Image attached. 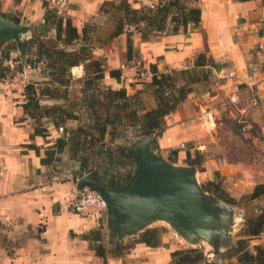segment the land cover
Wrapping results in <instances>:
<instances>
[{
    "label": "crops",
    "instance_id": "obj_1",
    "mask_svg": "<svg viewBox=\"0 0 264 264\" xmlns=\"http://www.w3.org/2000/svg\"><path fill=\"white\" fill-rule=\"evenodd\" d=\"M104 1L0 0V13L10 20L16 18L18 23L29 25L30 30L23 37L29 40L31 35L38 32L36 27L44 21V2L49 7H55L59 14L70 17L72 24L80 30L85 21L98 14L99 6ZM131 3L138 7L142 2L133 0ZM199 5L201 22L198 28L189 26L187 32L163 34L151 41H143L140 34L135 32L132 35L134 48L130 59H127L125 34L109 41H117L118 48H94L91 53L105 59L107 71L103 83L114 89L124 88L127 93L142 89L150 82L151 64L162 72L191 68L196 54L206 53L207 67L213 63L216 69L213 75L214 90L197 91L200 84L195 83L186 99L165 116L167 127L156 138L163 156L167 151L177 150V161H171L176 165L193 164L185 162L186 151L178 150V145L182 142L197 144L195 148L199 147L205 159L201 164L203 168L196 169V176L198 173L200 179L212 181L216 173L227 177L233 171H229L228 167L237 169L243 166L240 156L244 153L240 151L245 147L258 149L248 142L245 146L239 144L238 148L233 149L236 157L227 159L223 154L218 155L225 144L217 134L221 123L218 121L221 116L220 101L232 96L237 99L233 104L237 121H245L249 127L251 121L257 122L264 131V103H260L264 98V86L260 82L264 80V62L260 70L258 63L252 60L257 58L264 61V48L261 51L251 48L255 38L250 29L255 27L254 18L260 11L256 0H200ZM46 34L54 36V30ZM8 41L13 40L0 42V64L11 68L17 64L20 50L4 48V43ZM32 50L36 51L34 48ZM6 52L8 59L3 58ZM40 65L30 74V78L38 83L48 80ZM110 69L121 70L118 80L110 76ZM70 71L73 80L71 86L80 87L84 77L83 66H73ZM253 95L257 96L255 101H259V105H253ZM143 98L147 107L154 105L149 91L143 94ZM62 102V99L39 100L43 107ZM24 103L25 96L21 90L11 89L0 80V264H103L102 258L95 254L91 246L92 241L84 239L82 235L102 224L106 230L105 240L111 239L107 235L106 218L97 222L77 215L68 208L70 200L78 192L79 181L90 179L88 172L79 174V162L71 157L68 145L57 155L53 164L41 162L45 149L55 143L61 132L47 116L38 121L30 117L23 108ZM71 123L68 121L66 125ZM37 124L48 130L46 137L35 134ZM131 131H126L128 138ZM225 133L228 130L225 129ZM121 140L110 143L108 136L105 137L107 145H120ZM28 144H33L36 149ZM252 160L254 164L255 159ZM249 182L251 184L247 186L242 177L223 180L227 191L234 196L251 191L256 182L254 179ZM126 238L124 236L120 240L126 243ZM261 243H264V231L249 240V247L253 249ZM129 246L122 256L107 257L106 264H166L171 260V252L180 247V240L169 231L161 235L155 247L138 240Z\"/></svg>",
    "mask_w": 264,
    "mask_h": 264
},
{
    "label": "trees",
    "instance_id": "obj_2",
    "mask_svg": "<svg viewBox=\"0 0 264 264\" xmlns=\"http://www.w3.org/2000/svg\"><path fill=\"white\" fill-rule=\"evenodd\" d=\"M199 1L155 0L149 5L140 4L135 7L128 0H106L98 9L99 13L107 15L111 27L105 38L98 33V26L85 22L79 30L72 24L70 17L59 14L55 7H49L44 2V21L36 27L38 32L28 40L29 48L31 43L37 45L36 51L31 55L34 59L28 58V54H20L19 64L16 66V70H21V60L31 67H36V63L42 62L44 72L48 76L47 81L32 82L25 87L23 104L25 112L30 117L38 121L41 117L47 116L54 127L61 132L55 143L45 149V157L41 159L43 164H53L58 158L57 155L68 145L71 149V157L79 162V174L88 172L91 180L116 191L123 190L130 184L136 169L133 175L128 171L124 174H108L89 169L87 155L95 152L102 156H110V152L105 148L106 135L108 142L113 143L116 139H125L128 129L134 131L136 138L163 131L167 127L165 116L186 99L193 91L195 83L207 79L206 53L196 54L191 68L162 72L151 64L150 82L142 89L127 93L124 88L114 89L103 83L104 73L107 71L104 58L93 57L89 50L73 45L94 44L92 39L103 44L125 34L127 59H130L134 48L132 35L135 32L140 34L143 41H151L163 34L187 32L189 26L198 28L201 22ZM12 20L19 22L16 18ZM51 29L54 30V36H47L46 33ZM3 58H9L8 52L3 53ZM76 65L83 66L84 77L80 87L75 88L73 99L69 90L73 81L70 69ZM5 70L6 66L0 64V80L4 77ZM109 74L118 80L121 70L110 69ZM147 91L154 100V105L150 108L143 98V94ZM42 98L62 99L63 102L43 107L39 103ZM75 107H78V110H75ZM81 108H84L82 115L79 112ZM68 121H80V124L68 128L66 126ZM34 132L45 137L48 135V130L41 124H37ZM28 146L36 149L33 144ZM119 149L125 148L122 146ZM176 153L177 150H171V156ZM133 158L136 161L134 153ZM168 158L173 159V157ZM203 189L226 202L234 199L222 190L218 182L209 181ZM262 194H264V184H258L249 196L253 199ZM246 228L248 238L256 237L264 231V208L257 216L246 219ZM105 236L106 230L102 224H99L97 229L89 230L82 235L84 239L92 241L91 246L95 254L102 258L103 264H106L107 257H120L130 247L120 239L106 241ZM138 241L151 247L159 244L154 228L140 232ZM226 253L228 255H224L225 257L235 258V261L229 264H264V243L255 245L252 249L247 238L239 239L235 247L229 248ZM170 256L171 260L166 264H220L218 260L221 258L208 260L201 247L179 248L172 251Z\"/></svg>",
    "mask_w": 264,
    "mask_h": 264
},
{
    "label": "water",
    "instance_id": "obj_3",
    "mask_svg": "<svg viewBox=\"0 0 264 264\" xmlns=\"http://www.w3.org/2000/svg\"><path fill=\"white\" fill-rule=\"evenodd\" d=\"M28 30L29 25L14 22L0 13V42L13 40L22 52L28 43L23 38ZM93 48L92 44L80 45V49ZM132 151L137 166L125 189L116 191L88 178L79 181L78 190H95L107 202L109 238L122 239L140 233L150 221L163 219L187 241L197 242L202 237L213 248L235 247L230 236L232 227L225 229L231 225V206L198 184L194 165H176L166 160L159 151L156 135L139 138ZM218 251L216 248L213 252Z\"/></svg>",
    "mask_w": 264,
    "mask_h": 264
},
{
    "label": "rangeland",
    "instance_id": "obj_4",
    "mask_svg": "<svg viewBox=\"0 0 264 264\" xmlns=\"http://www.w3.org/2000/svg\"><path fill=\"white\" fill-rule=\"evenodd\" d=\"M155 0H141L142 3L140 4H145V5H149L152 2H154ZM257 1V7L260 8L259 13H257V15L254 18V22L255 27L251 28L250 30H252V35L254 36V41L252 43L251 48H253L255 51H261L262 48H264V0H256ZM116 2V1H115ZM131 2H133V0H131ZM140 6V5H139ZM89 24H94L95 26L99 27V31L98 33L101 34L102 38H105V36L108 34V32L110 31L111 27H110V23L108 22V17L107 15L105 16L104 14H101L98 12L97 15L92 16L91 18H89L87 21ZM84 22V23H85ZM83 23V24H84ZM82 27V26H81ZM25 36V35H24ZM32 37V35H31ZM30 37V38H31ZM29 38V39H30ZM116 38V37H115ZM112 40V39H110ZM110 40L106 41L103 44H100V42L98 43L96 40L92 39V41L94 42V48H103V47H108V48H118L117 45V41L114 42H109ZM9 43H4V48H20V45H18L16 42L14 43V41H8ZM74 47H79L80 45L78 44H74ZM32 48H34V50L37 48L36 43L32 44L31 43V47L29 48L28 46L25 48L24 51H20V54H28V58L30 59H34V57L32 58ZM93 48V49H94ZM89 50L91 52L92 49H86ZM256 54H254V58H256ZM37 56V55H36ZM93 57H98L100 59H103L102 56H96L93 55ZM254 61H256L258 63L257 68H259L260 70L263 69V63L264 61H260L257 58L256 59H252ZM20 62V61H19ZM21 65L22 67L26 64V62L24 60H21ZM19 63L17 62V64L14 67H6V70L4 72V77L1 79L3 80L6 84H8L9 87H11V89L14 87H12V83L11 82V78L13 76V71H17L16 70V66ZM41 64V65H40ZM36 63V67L35 68H39V65L42 67H44V64L42 63ZM37 68V69H38ZM206 73H207V79L205 81H199L198 84H200V86L197 88V91H202V89H209V91H213L215 88V84L213 80V75H215V67L214 64H210L209 67H207L206 69ZM10 78V79H9ZM263 80V79H262ZM34 82V80L31 79V83ZM261 82V80H260ZM73 83V82H72ZM102 84V83H99ZM204 84V85H203ZM101 86V85H100ZM214 86V88H213ZM15 90H19L18 87H15ZM69 90L71 91L72 94V98L74 99L75 95H74V90L75 87L72 85L71 89L69 88ZM77 96V95H76ZM225 98V97H224ZM222 99L220 101V103H222V105L220 106V111H221V116H219L218 121L221 122L219 124V131L217 136L219 135V137H221V140L223 141V143L225 144L224 149L219 151L220 154L218 155H225V157L227 159L232 160L234 157H236V151H234L233 149H235V147L239 146V144H243L245 146V144L248 142L250 144L251 147H255L258 149H253L251 150L248 149L247 147H245V150H241L240 152L243 154L242 156H240V161L243 163V166H241L240 168L237 169H233L232 167H228V170H233L231 172L228 173V176L226 177V175H219V174H214V178L212 181L214 182H218L220 187L222 188V190L224 192H226V194H228L229 196H232L234 199L231 202H227L229 203V205L231 206V225L228 224L226 225L225 229H229L230 226L232 227V231L230 233L231 238L234 240L235 245L237 243V241L239 239H243V238H247L248 243L249 240L254 238H248V236L246 235V219L247 218H253L255 216H257L258 214L261 213V210L264 208V194L256 197V198H250V193L254 190L255 186L258 184H264V131L263 129L260 127V125L257 122H253L251 121V125L249 127V125L247 126L248 123H246L245 121H237V117H235V108L233 106L234 102H237V99H235L234 101H231L230 97L226 98V99ZM71 99V100H73ZM257 99L256 95L252 96V103L253 105H259V101L256 102L255 100ZM264 103V98L263 101H260V103ZM264 105V104H263ZM68 108V107H67ZM75 110H78V107L74 108ZM84 111V108L79 109L80 115H82V112ZM238 113V111H237ZM240 114V113H239ZM84 116V115H83ZM263 116V115H262ZM206 118V117H205ZM264 119V117H263ZM80 124V121L76 122V121H72L71 125H66L68 128H74L76 126H78ZM246 126L245 130H242V127ZM264 126V125H263ZM225 129L228 130V133H225ZM248 134L243 135L242 133L248 132ZM221 133V134H220ZM153 135H159L158 134H153ZM139 138H136L134 131H131V135H129V138L127 137V133H126V138L121 140L120 145L119 144H110V145H105L106 151L110 152V156H102L99 153H89L87 155V159H88V165L92 168V169H96L99 170L100 172H104V173H108V174H124L126 171H128L130 174H132L134 172V170L136 169L137 163L133 158V151L130 152V150H134V144L135 142L138 140ZM132 140V142L127 145L129 143V141ZM184 143L183 146H181V144ZM178 145V150H185L186 151V158L184 159L185 162L187 163H193L191 165H195L197 171L201 170L203 167L201 166V164L203 163L205 157L204 154L200 151L199 147L195 148V146H198L197 144H195L194 142H182ZM104 145V144H103ZM124 147L125 149H119V147ZM124 151V152H123ZM160 151V150H159ZM161 153V152H160ZM163 156V155H162ZM166 160H168L169 162L171 161H177V153L176 155H172L171 156V150L167 151L165 153V156H163ZM168 157H173L172 160H170ZM255 159V163H252V159ZM190 165V164H187ZM63 176H60V178H62ZM230 177L231 180L235 179V177H242L245 182L246 185L249 186L251 183L249 182V180H253L256 182L255 186H253V188L251 189V191L249 192H243L240 193L238 196H234L233 194H231L230 191H227V188L224 183L223 180L224 179H228ZM196 180L198 182V184L203 188L205 185H207V183L210 181H205L203 179H200L198 177V173L196 176ZM208 192V191H207ZM209 194H211L210 192H208ZM212 195V194H211ZM69 208V207H68ZM230 221V220H229ZM147 228H154L156 230L157 236L159 238V241L161 239V235L164 233H167L169 231H172L180 240V247L179 248H192V247H201L203 248L204 252L206 253V257L208 258V260H216L218 257H221L219 259H221L220 264H229V262H234L235 258H227L224 255H228L226 253V251L229 249V247H223V245L221 246H217L215 248L211 247V245L208 246L207 244V239L205 238H201L200 241H187L185 240L182 236L179 235V233L175 230V228L167 221L163 220V219H155L153 221H150L147 225H145L142 228V231L147 229ZM139 232L134 234V235H126V244L127 245H131L135 240H138V236H139ZM198 240V239H197ZM178 248V249H179ZM219 249V251L216 253L213 252L215 249ZM251 248V247H250Z\"/></svg>",
    "mask_w": 264,
    "mask_h": 264
},
{
    "label": "built area",
    "instance_id": "obj_5",
    "mask_svg": "<svg viewBox=\"0 0 264 264\" xmlns=\"http://www.w3.org/2000/svg\"><path fill=\"white\" fill-rule=\"evenodd\" d=\"M34 69L35 67L25 65L21 70L13 71L12 87L14 89L18 87L24 95L25 87L31 83L30 74ZM261 84L264 86V80L261 81ZM230 99L231 101L235 100L233 96ZM245 128L246 126H243L242 130ZM183 145L184 143L181 144V146ZM68 207L71 212L97 222L103 217L106 218L108 210V204L103 197L97 191L89 188L78 190L76 196L70 200Z\"/></svg>",
    "mask_w": 264,
    "mask_h": 264
}]
</instances>
